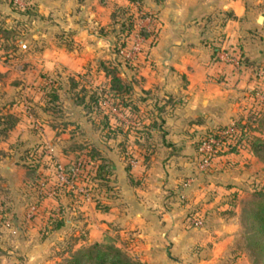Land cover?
Instances as JSON below:
<instances>
[{"label":"crops","instance_id":"crops-1","mask_svg":"<svg viewBox=\"0 0 264 264\" xmlns=\"http://www.w3.org/2000/svg\"><path fill=\"white\" fill-rule=\"evenodd\" d=\"M36 1L38 12L42 17L51 11V14L60 17L66 15L67 18H71L73 12L70 9L65 10L66 6L62 0L59 3L51 0L52 6L49 0ZM169 2L175 4L168 7ZM150 4L155 3L150 1ZM211 7L212 11L219 10V7L228 9L232 18L229 20L233 22H239L246 11L245 5L240 6L236 0H164L159 6L160 13L164 16V23L158 41L150 50L152 58L148 59L149 61L140 58L139 61L137 60L138 63H135L138 72L134 73L132 79L140 84V92L134 87L133 95L140 108L139 114L144 112L142 106H146L145 109L149 110L145 111L147 116L142 121L125 119L123 122L125 125L141 127L143 122H150L154 117L159 122L162 118L161 127L165 129V133L160 136V140L154 136L156 130L154 126H152L153 136L148 140L142 134L135 137L129 135L130 137L117 140L116 144L122 150L130 147L137 159L130 162L132 166L128 169L124 160L105 153L111 160L113 180L108 181L99 190L96 189L93 196H88L85 201L75 200L64 192H59V199H55L52 197V191H48V207L54 206L57 201L64 204L68 212L76 214L79 218L75 221L66 216L68 223L76 226L82 221L83 242L102 240L106 234H112L111 227L119 231L133 228L136 230L134 232L136 240L144 244L142 253L145 259L157 258L162 261L161 264L176 262L183 264L175 254L179 257L182 254L188 256L195 251L200 256L195 257L196 260L192 264H208L217 256L223 255L227 242L235 237L234 232L228 233L230 227L234 226L228 221H224L222 225L226 231L214 233L208 224L202 223L200 219L199 229L193 228L195 232L192 237L195 238L189 237L185 230L172 234L170 229L183 223V216L177 218L176 215L183 213L188 204H235L236 202L227 200L228 194L232 193L235 196L241 192L240 184L238 185L233 179L239 178L241 173L244 175L252 173L251 164L255 162L264 171V163L249 147L242 148L238 152L219 154L214 159L209 172H206V176L194 170L198 157L197 147L194 145L195 134L218 125L232 123L240 118L242 122L245 121L246 114L253 112L259 106L255 103L259 99L256 97V91L253 90L258 82L254 76L256 70L254 67L264 65L263 32L256 35L248 30L245 31L241 48L228 52L230 56L224 58L219 48L215 46V38L214 41L206 39V33H213L212 38L215 37L216 30L213 26L209 27L208 22L205 23L209 18L208 14L198 20H188L184 25L182 19L179 20L184 16L191 19L190 15L195 12L203 15ZM0 11L8 13L3 0H0ZM178 13L182 14L178 15ZM262 15L263 20L264 14ZM61 25L63 28L60 32H64L65 36L68 35L69 39L56 40L51 49L49 46H39L37 52L40 54L34 57L28 56L29 42L22 43L21 57L28 53L26 58H22L23 64L21 63L19 68L23 73L22 76L30 81L34 80L36 84L42 79L38 76L39 73L47 71L50 65H54L53 69L59 76L54 79L59 83L60 113L63 110L60 103L62 82L64 79L70 82L72 78L78 77L86 82L89 81L85 78L91 75L90 68L93 64L92 58L85 56L87 51L84 49H90L94 45L90 38L91 31L87 26L80 27L75 23L69 24L70 26L63 23ZM227 25L229 26V23ZM39 33L47 37L50 30L43 28L42 32L39 29L36 35ZM226 37L228 42L242 39L239 30L236 29L228 30ZM46 50H53L52 57L46 54ZM83 50L85 52H82ZM238 51L245 60H240L238 65H234L231 58L235 57ZM97 60L100 64V59ZM99 64L95 63V69L100 73L98 76L105 79ZM29 66L35 67L27 68ZM3 67L5 70H1ZM9 67L0 62V75L8 71ZM65 75L66 77H63ZM122 78L125 79L123 76ZM132 84L135 86L134 83ZM141 92L148 96L141 98ZM70 94H74L72 88ZM29 98L32 101L14 96L7 109L0 110V128L4 126L2 122L4 115L11 114L16 120L7 130L0 133V152L5 158H14L16 164L19 163L18 165L24 168L22 190L27 186L26 169L22 165L25 162L23 150L36 143H49L50 139H60L68 130L63 128L59 132L56 130L57 127L41 118L37 108L44 109L43 100L36 99V95H31ZM72 99L73 103L82 106L76 103L74 98ZM34 100L37 104L32 108ZM104 102L105 108L111 113L112 107H109V101L104 100ZM121 113L125 114L123 110ZM32 131L37 140L30 142L28 137ZM255 133L258 134L257 131ZM69 137L62 138L65 142L59 154L69 149ZM144 142L152 145V148L146 150L144 146L141 147ZM122 157L124 158L123 155ZM2 200L4 204H8L6 196ZM195 213L203 215L202 211ZM199 237L202 239L198 240ZM195 241L200 242L194 250ZM207 241L209 247H211L210 242L213 244L210 249L206 247ZM207 250L208 254L205 253Z\"/></svg>","mask_w":264,"mask_h":264},{"label":"rangeland","instance_id":"rangeland-1","mask_svg":"<svg viewBox=\"0 0 264 264\" xmlns=\"http://www.w3.org/2000/svg\"><path fill=\"white\" fill-rule=\"evenodd\" d=\"M25 1L26 6L19 7L13 2V0H3L7 6L8 13L0 11L1 25L12 31L11 34L6 37L7 40H1L3 38L0 39V62L2 64L5 63L8 67L9 65L11 66L8 71H5L4 74L2 73V76L0 75V110H6L7 105L12 103L11 98L14 96L23 97L27 101H32L29 96L36 95V99L44 100L43 94L45 90L54 83V78L59 77L57 76L58 72L56 73L53 69V64L50 65V68L47 70L48 72L43 71L39 73L38 76L41 74L42 79L36 84L34 80L30 81L26 79L24 75L22 76L23 73L20 72L19 68L23 62L22 58H24L28 52L21 57V44L29 42L30 54L28 56L34 57L40 54L37 52L39 46L45 45L49 46L51 49L53 47L52 44L56 40L64 39V41H67L69 36H65L64 32H60L63 28L61 27V23L68 26L72 23H75L80 27L85 25L91 31L92 35L90 38L91 41L94 42V45H92L90 49L84 50L87 51L85 56H90L92 58L91 61L93 67L90 68L92 69L91 75L85 78L89 80L86 83L98 86L105 83V79L99 77L98 74L100 73L95 69V63L99 64V60L97 59H100L106 62V64L108 63L117 66L118 72L121 76H123L126 81L134 83V87L140 92V84L136 82L137 80L134 82V79H132L134 73L138 72L136 70L138 67L135 63H138V59L140 58L147 61L152 58L150 50L158 41L159 33L164 23V16L160 13L159 8L164 0H62L66 6L65 10L68 11L70 9L73 12L71 13L70 19L67 18L66 15L60 17L51 14V11L42 17L40 12H38L39 8L36 0ZM150 1L155 4H150ZM236 1L240 6L245 5L246 7V11L241 16L239 22L230 21L229 19L232 18L228 13V9H224L223 7H219V10L214 9V11H212L213 9L211 7L209 11H205L203 15H201L200 12H195L193 15H190L192 17L191 19L184 16L179 18V20L182 19V24L184 25L188 20H198L200 17H206V14H208L209 18L205 23L208 22L209 25H207L209 27H215L216 30L214 31L215 37L212 38L213 33H206V39L208 41H214L215 38V46L219 48L221 53L235 51L236 49H239L238 47H240V45L242 46V42L244 43L245 31L248 30L256 35L261 32L264 33V19L261 21L255 20L258 14H264V0ZM48 2L50 6H52L51 0ZM56 2L59 3L60 0H56ZM168 4V7H172L171 5H174L175 3L169 2ZM181 14L182 13H178V15ZM148 16H150L151 19L148 20ZM73 19L76 21L74 20L75 22H72ZM228 23L229 26L227 25ZM43 28H48L50 30L48 36L45 37L42 33L36 35L39 29L43 32ZM53 28L56 29L53 30ZM141 28H144V30H141ZM231 29L239 30L242 39L228 42L226 33ZM63 30L67 31L66 29ZM137 33L144 37L143 41L137 37ZM125 42L126 48H130L136 43L140 45L141 49L137 50L133 58H128L121 52V48H124L122 44ZM84 50L82 52H85ZM145 50L147 51L146 53ZM52 52L53 50H46V54L49 56L52 55ZM240 60L244 61L245 59L240 57ZM260 65L254 67V69H256L254 76L255 79L258 80L253 89L254 92L256 91V97H258L257 93H261V88L264 85V79L256 76L257 69L264 67V65ZM34 67L35 66H29L27 68L33 69ZM5 68L3 67L1 70H5ZM63 77H66V75ZM62 83L60 102L63 109L62 112L60 113L54 109L40 110L37 108L41 118L47 120L52 126L57 127V131L60 132L64 127L68 128L66 134H63L60 139L49 138V143H51L53 147V155L57 156L59 154V151L65 142L64 140L62 141V138L70 136V145L74 144V142L76 144L94 142L101 147L104 154L110 153L114 155L116 159L124 160L126 167L131 169L132 165L130 162L137 159L136 155H134V151L130 147H125L126 149L124 148V150H122V148L116 144L117 140H122V137H125L123 133L117 131L116 134H105L106 129L100 128V125L104 122L103 118L102 122L95 127L94 124L96 125L97 121L95 123L93 120H99L102 116L99 115L98 111L95 112L96 107L93 106L95 103H92V107L90 106L92 108V110H89L90 113L87 112L83 105L81 106L73 103L72 98L74 95L70 94L71 81L69 82L64 79V82ZM83 91L84 90L80 89L79 92ZM140 96L143 98V96L147 97L148 95H144V93L141 92ZM86 99L88 100L89 97H86ZM33 102L34 105H32V108L37 104L35 100ZM252 102L253 101H251V103ZM255 103L259 106H257L254 111H259L264 104L260 102V99ZM103 104H105L104 100ZM109 105V107H112V119L117 118L122 121L125 119L136 120L133 117L122 114V109L117 107L114 103L109 102ZM145 107L142 106L144 112L138 114L141 121L147 116L145 111L149 110L147 108L145 109ZM138 109L140 108L138 107ZM248 114L249 113H247L246 116ZM230 124L231 123H227L226 125ZM214 128L215 127L212 129ZM163 130L165 131L164 128ZM205 131L195 134L196 139L194 140V145L196 147L198 139ZM154 132V136L157 140H160V136L163 132L162 129H157ZM0 133L2 132L0 131ZM30 133L31 134L28 137L29 141L37 140L34 131ZM261 134H264V130ZM103 136H106L107 139H109L108 143H106L107 139L104 140ZM1 146H3V144ZM4 146H6V144H4ZM143 146L144 144L141 147ZM159 146L160 145H158V147ZM216 157L217 156H215V158ZM214 159L210 166L205 169H200L197 163V157L194 170L204 176L213 166ZM14 163L16 164L14 158H5L0 152V200L6 196L8 202V204H0V264H52L67 255L70 248H76L82 243H85L82 239H78L84 234L82 230V221H79L76 226L67 223L57 229L43 228L40 216L34 211V205L37 206V204H35L37 194H42L44 188H41V182L35 186L26 178L27 186L24 185L26 187L22 190L21 185L23 184L22 175L24 168L18 165L19 163L16 165ZM24 164H26L25 162L22 165L27 169ZM251 168L252 173L245 175L241 173L239 178L233 179L238 182V185L240 184L241 192L235 194V196L232 193L228 194L229 197L227 200L236 202L235 204H188L187 209L183 213L176 215L178 216L177 218L183 216V223L175 225L174 228H170L172 229V234L185 230L189 237L195 238L192 237V234L195 232L193 228L199 229L201 226H196L194 224L193 219L195 217L201 219L202 223L208 224V227L214 233L222 230L226 231L225 227L222 226L224 221L233 223L234 226L230 227L231 229H229L228 233L234 232L235 237L230 242H227V248L223 255L219 257L217 256L216 259L210 261L208 264H255L253 263L252 256L245 245L244 220L242 219L243 204H239V199L246 191H250L253 188H260L264 185V171L258 166V164H256V162L251 164ZM49 170L52 172L53 168H50ZM42 180L44 182L47 181L46 184L52 185L51 188H54L53 186L56 185L54 184V175L51 173L44 176ZM89 195L90 193L88 196ZM59 204V202L55 201L54 207L58 208ZM64 209L65 216L73 218L75 221L79 219L76 214L68 212L66 206H64ZM196 211H202L203 215H201L202 213L196 214ZM135 231L136 230L133 228L119 231L114 230V228L111 227V236L114 235L118 244L125 246L130 253L137 255L145 262V264H161L162 261H159L157 258L155 260L144 258V254L142 253V246H144V244L140 240H136V234H134ZM199 239L202 238L199 237L198 240ZM198 242L200 241H195V243H193L194 250L196 249V246H199ZM210 246H213L211 242ZM206 247H209L208 241ZM211 247H209V249ZM205 253L208 254V250L205 251ZM212 254L211 256H213ZM175 256L180 258V263L192 264V262L196 260L195 257L200 255L194 251V253L188 256L185 254H182L180 257L176 254ZM175 264L178 263L176 262ZM261 264H264V262H261Z\"/></svg>","mask_w":264,"mask_h":264},{"label":"trees","instance_id":"trees-1","mask_svg":"<svg viewBox=\"0 0 264 264\" xmlns=\"http://www.w3.org/2000/svg\"><path fill=\"white\" fill-rule=\"evenodd\" d=\"M141 30H144V28H141ZM11 32V29L2 26L0 23V36L3 35L0 37V39L3 38L1 40H7L6 37L9 36ZM125 45L126 42L122 44V46ZM99 67L102 69L105 76L104 84L99 86L88 84L79 77L71 79V88L74 92L73 98L75 102L82 104L89 113V110H92V103H95L93 105L96 107L95 112L98 111L99 115H102L99 120H93L95 123L97 121V124H94V126L97 127L99 123L102 122L103 118L104 122L100 125V128H105V134L107 135L116 134V132L119 131L122 132L125 137L129 135H134L135 137L138 136V134H142L143 137L148 140L149 137L153 136L152 126H154L156 130L162 129L163 132L161 135H164L165 131L161 127L162 118L159 122L158 119L154 117L150 122H143L141 127L125 125L122 120L119 121L117 118L112 119L113 114L110 113L103 104V100L105 99L114 103L117 107H120L126 115L140 120V117H138V105L133 95L134 86L132 83L122 78L121 74L118 72L117 66L106 64V62L100 60ZM39 77L41 78L42 75L40 74ZM58 88L59 83L54 81V83L45 90L43 94L44 109L59 111ZM80 89L84 91L79 92ZM261 92L264 93V85L261 88ZM86 97H89V99L87 100ZM15 121V118L11 114L4 115L2 119L4 126L0 128V131L4 132ZM234 124L237 127V131L233 136L223 137V143L218 149L217 154L238 152L242 148L249 147L264 163V135L261 134L264 130V104L259 111L250 112L246 116L245 121L235 120ZM226 126V124L218 125L214 129L203 132L198 139L197 147L203 137L210 134L217 136L219 135V131ZM255 131H257L258 134L255 133ZM103 138L104 140L107 139L106 136H103ZM143 144L146 150L152 148V145L146 142ZM44 145L45 143H36L26 148L23 152L26 163L24 165L27 168L26 178L35 186L43 181L42 179L44 176L52 173L49 169L54 168L58 163L64 166L65 172L70 176L72 168L80 160L81 170L80 173L73 178V185L64 184L60 187L53 186L54 188H51L52 185L46 184L47 187L44 185L42 194H37L35 202L37 206L34 205V211L40 216L43 228L57 229L68 223L66 220L67 217L65 216L63 204L60 203L58 208L54 206L48 207V191H52V197L55 199H59V192H64L72 196L75 200L85 201L87 195L79 191L76 184H82L88 189V194L90 193L89 196H93L96 189L99 190L101 187H104L108 181L113 180L112 175L114 171L110 158H108L103 153L101 147L94 142L84 144H76L74 142V144L70 145L68 150L62 151V153L57 156L46 155L43 152ZM0 204H4V201L0 200ZM239 204H243L242 219L244 220V240L246 248L252 256L253 263L261 264V262H264V185L260 188H253L250 191H246L239 199ZM83 236L84 234L78 239H82ZM52 264H145V262L137 255H134V253H130L125 246L118 244L114 236L106 234L100 241L85 242L76 248H70L67 255Z\"/></svg>","mask_w":264,"mask_h":264},{"label":"built area","instance_id":"built-area-1","mask_svg":"<svg viewBox=\"0 0 264 264\" xmlns=\"http://www.w3.org/2000/svg\"><path fill=\"white\" fill-rule=\"evenodd\" d=\"M13 2L18 5L19 7H24L26 5L25 0H13ZM147 19H151L150 16L147 17ZM137 37L143 41L144 37L140 36V34L137 33ZM141 49L140 45L138 43L132 45L130 48H121V52L124 56L128 58H133L134 54L137 52V50ZM147 51L145 50V53ZM224 58H227L230 56L228 52L222 53ZM240 53L239 51L236 53L235 57H232L231 61H233L234 65H238L240 62ZM256 76L258 78L264 79V68L260 67L256 71ZM258 98L260 99L261 103H264V93H257ZM237 131V127L232 122L230 125H227L226 127L222 128L219 131V135L210 134L202 138V140L199 142L197 151H198V166L200 169H205L208 166H210L211 162L215 158V156H218L217 151L221 147L223 143V137L225 136H233L235 132ZM43 152L46 155H53V147L49 143H45L43 147ZM80 160L75 164V166L72 168L71 175L68 176L67 173L64 170V166L61 163H58L52 170V173L54 175V184L55 186H62L64 184H70L73 185V178L77 176L80 173ZM48 179V178H47ZM47 183V181H42V189L44 188V185ZM79 191L83 192L85 195L88 196V189L84 187L82 184L77 183L76 184ZM33 209V208H32ZM193 222L196 226L200 225L201 221L199 218H194Z\"/></svg>","mask_w":264,"mask_h":264},{"label":"water","instance_id":"water-1","mask_svg":"<svg viewBox=\"0 0 264 264\" xmlns=\"http://www.w3.org/2000/svg\"><path fill=\"white\" fill-rule=\"evenodd\" d=\"M263 18V15L262 14H259L258 17H257V21H261Z\"/></svg>","mask_w":264,"mask_h":264}]
</instances>
